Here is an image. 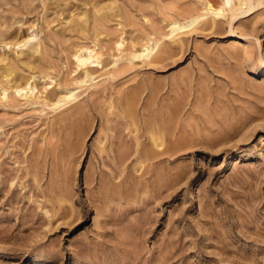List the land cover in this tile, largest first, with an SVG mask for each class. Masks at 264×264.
<instances>
[{
  "label": "rangeland",
  "instance_id": "1",
  "mask_svg": "<svg viewBox=\"0 0 264 264\" xmlns=\"http://www.w3.org/2000/svg\"><path fill=\"white\" fill-rule=\"evenodd\" d=\"M253 4L0 0V264H264Z\"/></svg>",
  "mask_w": 264,
  "mask_h": 264
},
{
  "label": "bare ground",
  "instance_id": "2",
  "mask_svg": "<svg viewBox=\"0 0 264 264\" xmlns=\"http://www.w3.org/2000/svg\"><path fill=\"white\" fill-rule=\"evenodd\" d=\"M254 0H248L249 4L251 5L250 9L248 11H245L243 15H248L249 13H252L259 5L255 6L253 4ZM220 13V12H219ZM251 15V14H250ZM196 22V20L194 21Z\"/></svg>",
  "mask_w": 264,
  "mask_h": 264
}]
</instances>
